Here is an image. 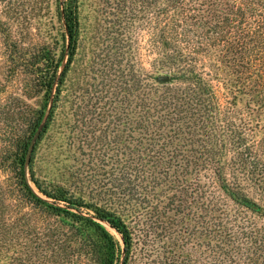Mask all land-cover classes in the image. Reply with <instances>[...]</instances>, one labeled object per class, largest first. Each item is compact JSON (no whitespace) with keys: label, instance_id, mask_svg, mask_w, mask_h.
I'll return each mask as SVG.
<instances>
[{"label":"trees","instance_id":"16d2710c","mask_svg":"<svg viewBox=\"0 0 264 264\" xmlns=\"http://www.w3.org/2000/svg\"><path fill=\"white\" fill-rule=\"evenodd\" d=\"M143 1L157 12L158 56L154 68H142L141 76L131 71L130 78H125L128 97L118 99L122 111L117 112V120L124 119L122 131L126 135L118 129L110 141L111 127L107 126L98 140L114 151V160L110 163L102 158L97 170L90 167L84 173L91 182L101 175L98 185H111L105 193L120 196L114 201L120 209L85 201L82 191L77 195L54 178L46 181L38 177L34 166L40 143L53 124L66 125L67 140L83 131L79 121L84 122L85 115L79 114L78 108L68 114L65 104L74 103V99L64 102L62 95L78 48L80 0L63 1V7L59 2L63 36L68 39L64 63L66 48L59 55L43 48L18 56L20 64L34 73L35 85L44 93L29 137L21 139L13 153L20 196L49 215L69 219L73 227L69 238H76V252L88 256L91 264H128L134 240L127 221L141 210L133 201L139 188L144 190L148 184L155 195L170 192V203L187 202L190 193L209 197L217 185L238 204L252 211L264 209L246 191L253 187L264 194V0ZM161 76H169V80L161 81ZM214 79L221 83L222 92L218 93ZM51 100V111L27 168L31 139ZM121 139L126 149L122 151L126 154L123 161L116 159ZM64 142L55 143V147L67 160L71 150L63 149ZM109 165L110 169H105ZM80 170L76 171L84 172ZM207 200L202 204L208 211L218 210L216 201ZM128 203L133 205L129 207ZM81 207L92 209L93 215ZM102 221L121 235L123 246ZM13 223L0 220V262L15 259L11 254ZM55 231L58 229L49 227L34 234L45 240L32 251L31 256L39 258L32 264H40L49 252L62 258L72 253L50 247L60 237Z\"/></svg>","mask_w":264,"mask_h":264},{"label":"rangeland","instance_id":"374dc122","mask_svg":"<svg viewBox=\"0 0 264 264\" xmlns=\"http://www.w3.org/2000/svg\"><path fill=\"white\" fill-rule=\"evenodd\" d=\"M63 1L67 0H0V220L14 222L11 254L15 257L0 264H32L38 258L31 256L32 251L45 240L34 234L49 227L58 229L55 232L60 236L50 247L72 250V253L62 258L49 252L40 264H91L88 256L76 252L79 246L76 238H69L73 235L69 219L49 215L22 200L13 164L17 143L29 137L44 95L35 85L34 73L20 64L18 56L43 48L59 55L66 48L63 63L66 61L68 39L63 36L64 25L58 10L59 2L63 7ZM80 2L78 48L62 95L64 102L66 98L74 99V103L65 104L68 114L78 108L79 114L85 115L84 122L79 121L83 131L67 140L66 125L53 124L40 143L34 166L38 177L46 181L54 178L77 195L82 191L85 201L120 209L114 202L120 196L105 193L111 185L100 187L101 175L96 182H91L84 178V173L90 167L97 170L102 158L110 163L114 160V151L98 140L107 126L111 127L110 141L120 130L126 135L122 131L124 119L117 120L122 105L118 99L127 96L124 80L130 78L131 71L141 76L142 68L149 71L154 68L158 56L157 12L143 0ZM213 82L218 93L222 92L219 80ZM63 118L62 115L59 121ZM59 141H65L64 150L66 147L71 150L70 159L63 160L66 155L59 154L61 150L55 147ZM124 145L121 139L117 160L125 159ZM80 167L83 173L76 171ZM246 191L264 207V194L260 190L247 187ZM151 192L149 184L144 190L139 188L140 194L136 197L141 199L133 201L141 210L127 221L134 240L128 264H264V209L252 211L238 204L217 185L209 197L206 194L200 197L198 192L195 197L190 193L188 201L184 198L187 202L170 203V192L164 195ZM143 198L147 201L143 202ZM207 198L218 203V210H207L202 204ZM133 203L127 205L130 207ZM81 210L94 213L87 207ZM102 222L123 246L121 235ZM54 237L57 239L55 234Z\"/></svg>","mask_w":264,"mask_h":264},{"label":"water","instance_id":"95a60500","mask_svg":"<svg viewBox=\"0 0 264 264\" xmlns=\"http://www.w3.org/2000/svg\"><path fill=\"white\" fill-rule=\"evenodd\" d=\"M159 80L161 81H168L169 80V76H161L159 77ZM51 106H52V100L50 101L48 107H47V112H46V115L45 117L43 118V120L41 121L38 129L36 130L34 136L32 137L31 139V142H30V145H29V149H28V152H27V155H26V167L28 168V165L30 163V160H31V155H32V152L34 150V147H35V144L37 142V140L39 139L44 127H45V124H46V121H47V117L51 111ZM90 215H93V214H90Z\"/></svg>","mask_w":264,"mask_h":264}]
</instances>
